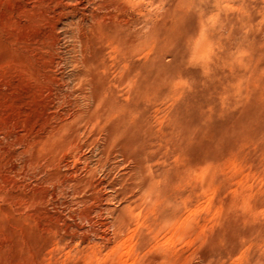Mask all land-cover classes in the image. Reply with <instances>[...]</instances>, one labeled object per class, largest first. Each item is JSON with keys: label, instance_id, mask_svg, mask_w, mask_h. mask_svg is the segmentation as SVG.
I'll return each instance as SVG.
<instances>
[{"label": "rangeland", "instance_id": "1", "mask_svg": "<svg viewBox=\"0 0 264 264\" xmlns=\"http://www.w3.org/2000/svg\"><path fill=\"white\" fill-rule=\"evenodd\" d=\"M0 264H264V0H0Z\"/></svg>", "mask_w": 264, "mask_h": 264}]
</instances>
